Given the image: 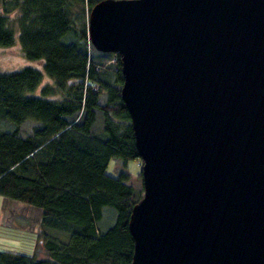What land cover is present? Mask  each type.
<instances>
[{
	"label": "water",
	"instance_id": "95a60500",
	"mask_svg": "<svg viewBox=\"0 0 264 264\" xmlns=\"http://www.w3.org/2000/svg\"><path fill=\"white\" fill-rule=\"evenodd\" d=\"M142 160L130 264H264V0H99Z\"/></svg>",
	"mask_w": 264,
	"mask_h": 264
},
{
	"label": "trees",
	"instance_id": "16d2710c",
	"mask_svg": "<svg viewBox=\"0 0 264 264\" xmlns=\"http://www.w3.org/2000/svg\"><path fill=\"white\" fill-rule=\"evenodd\" d=\"M98 1L0 0L18 10L16 27L0 11V45H12L17 30L23 54L42 65L0 72V118L15 123L13 130L0 131V195L40 209L47 254L0 249V264H130L133 259L128 221L143 185L128 182L126 170L111 175L106 167L111 158L126 162L139 154L121 97L119 54L95 50L88 37L84 14ZM44 72L50 82L41 95L29 94ZM99 113L101 129L94 131ZM27 119L37 124L22 136L19 125ZM105 207L113 208L115 217L101 228Z\"/></svg>",
	"mask_w": 264,
	"mask_h": 264
},
{
	"label": "rangeland",
	"instance_id": "374dc122",
	"mask_svg": "<svg viewBox=\"0 0 264 264\" xmlns=\"http://www.w3.org/2000/svg\"><path fill=\"white\" fill-rule=\"evenodd\" d=\"M9 3L0 4V11H5L8 14L10 20V25L12 27H16L15 25V17L18 14V10L14 8H10ZM88 12L86 11L84 16H87L88 19ZM83 16V17H84ZM84 19V18H83ZM15 39L12 45L2 46L0 45V72L3 71H14L21 69L24 66H32L36 68H42L41 61L38 59H30L27 58L21 49L20 40L18 31L14 30ZM94 47V46H93ZM95 50H97L94 47ZM92 49V52H94ZM50 78L44 72L42 80L40 81L39 85L35 88V90L28 92L31 95H41V88L44 84L49 83ZM105 98V94H102L99 100L102 102ZM37 124V121L33 119H27L20 123L19 125V133L22 136L32 133L33 126ZM102 125V116L99 113L97 118L92 126L94 131H98L101 129ZM15 128V123L10 120L0 118V131H11ZM121 170H126L130 174V178L128 182L132 183L136 187L140 188L142 183V177L138 174L141 170V158H131L124 162L120 158H111L108 162L106 167V172L111 175H118ZM143 185V183H142ZM2 203L5 204L3 208ZM8 204H11L9 207ZM12 214H19L21 219L24 217H28L30 220V210L33 213L40 210L37 207L24 203L22 201L12 199L7 197L6 199H2L0 195V213H2L0 219V249H5L8 247H15L16 250L24 252V253H31L34 246V238H36L37 234L33 233L31 229L26 227L28 225L23 221L14 224L10 218H7L6 215L9 214L10 210ZM115 211L111 207H105L102 219L98 222V225L101 228H106L110 225L114 220ZM20 219V220H21ZM6 244H10V246H6ZM39 250L36 251V257H45L47 254L44 250L42 244L39 246Z\"/></svg>",
	"mask_w": 264,
	"mask_h": 264
},
{
	"label": "crops",
	"instance_id": "0c3cea01",
	"mask_svg": "<svg viewBox=\"0 0 264 264\" xmlns=\"http://www.w3.org/2000/svg\"><path fill=\"white\" fill-rule=\"evenodd\" d=\"M7 197H4L2 196V199H6ZM5 204L2 203V207H4ZM8 206L10 207L11 204H8ZM10 212L9 214L6 215L7 218H10V220L14 223V224H17L18 222H24L28 225H25L26 227H28L29 229H31V231L35 234H37L36 238H34V246H33V250L31 251V253H27V254H36V251L39 250V245L42 244V231H43V227L41 225V211L38 210L36 211V213H33L31 212L30 210V215L31 218L30 220L28 219V217H24L21 219L20 215L19 214H12L11 210L12 209H9ZM1 216H2V213H0V219H1ZM21 219V220H20ZM6 246H10V244H6ZM5 249H9V250H15V251H18L15 249V247H8V248H5ZM21 252V251H19ZM24 253V252H23Z\"/></svg>",
	"mask_w": 264,
	"mask_h": 264
}]
</instances>
